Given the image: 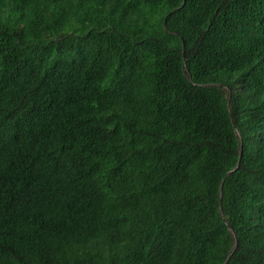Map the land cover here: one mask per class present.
Wrapping results in <instances>:
<instances>
[{"label": "trees", "instance_id": "1", "mask_svg": "<svg viewBox=\"0 0 264 264\" xmlns=\"http://www.w3.org/2000/svg\"><path fill=\"white\" fill-rule=\"evenodd\" d=\"M226 262L264 264V0H0V264Z\"/></svg>", "mask_w": 264, "mask_h": 264}, {"label": "water", "instance_id": "2", "mask_svg": "<svg viewBox=\"0 0 264 264\" xmlns=\"http://www.w3.org/2000/svg\"><path fill=\"white\" fill-rule=\"evenodd\" d=\"M235 130H236V132L238 133V130H237V128H235ZM222 188H223V184H222V186H221V193H222ZM220 209H221V212H222V201H220ZM229 258H230V256H229ZM229 258H228V260H229ZM228 260H227V262H228ZM227 262L225 263V264H227Z\"/></svg>", "mask_w": 264, "mask_h": 264}]
</instances>
